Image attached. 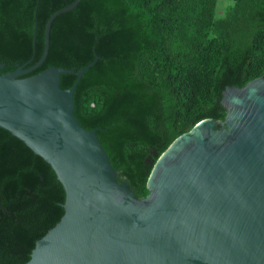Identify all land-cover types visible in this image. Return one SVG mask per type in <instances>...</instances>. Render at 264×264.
Instances as JSON below:
<instances>
[{
	"label": "trees",
	"instance_id": "16d2710c",
	"mask_svg": "<svg viewBox=\"0 0 264 264\" xmlns=\"http://www.w3.org/2000/svg\"><path fill=\"white\" fill-rule=\"evenodd\" d=\"M74 0H0V73L39 59L48 17ZM79 0L58 14L48 67L95 62L73 93L74 116L137 197L158 156L205 118L222 121L227 86L264 77V0ZM36 23L33 42V25ZM75 74H61L68 89ZM54 171L0 128V264H24L63 214Z\"/></svg>",
	"mask_w": 264,
	"mask_h": 264
},
{
	"label": "water",
	"instance_id": "95a60500",
	"mask_svg": "<svg viewBox=\"0 0 264 264\" xmlns=\"http://www.w3.org/2000/svg\"><path fill=\"white\" fill-rule=\"evenodd\" d=\"M53 12L37 62L0 73V128L50 165L63 214L24 264H264V77L227 85L222 121L205 118L158 156L137 197L118 181L96 130L74 116L81 67H48ZM36 23L33 25V42ZM3 64H0V70ZM75 74L68 89L61 74Z\"/></svg>",
	"mask_w": 264,
	"mask_h": 264
},
{
	"label": "rangeland",
	"instance_id": "374dc122",
	"mask_svg": "<svg viewBox=\"0 0 264 264\" xmlns=\"http://www.w3.org/2000/svg\"><path fill=\"white\" fill-rule=\"evenodd\" d=\"M226 4L225 0H217L216 8L221 9Z\"/></svg>",
	"mask_w": 264,
	"mask_h": 264
}]
</instances>
